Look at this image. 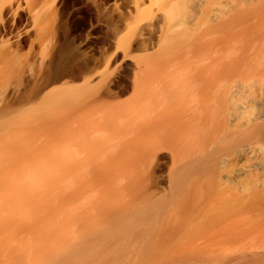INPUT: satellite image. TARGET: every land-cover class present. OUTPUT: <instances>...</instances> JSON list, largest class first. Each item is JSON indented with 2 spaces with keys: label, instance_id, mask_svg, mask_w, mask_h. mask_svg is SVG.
<instances>
[{
  "label": "bare ground",
  "instance_id": "bare-ground-1",
  "mask_svg": "<svg viewBox=\"0 0 264 264\" xmlns=\"http://www.w3.org/2000/svg\"><path fill=\"white\" fill-rule=\"evenodd\" d=\"M76 1L0 0V264H264V0Z\"/></svg>",
  "mask_w": 264,
  "mask_h": 264
},
{
  "label": "rangeland",
  "instance_id": "rangeland-1",
  "mask_svg": "<svg viewBox=\"0 0 264 264\" xmlns=\"http://www.w3.org/2000/svg\"><path fill=\"white\" fill-rule=\"evenodd\" d=\"M124 1L126 2L127 0H124ZM124 1H122V3ZM76 2H78V3H76L77 4V7H81L82 8V10L77 15V17H78L77 20L79 21V24L80 25L81 24H84V23L86 24V28H85V24L83 26L81 25L82 26V29L84 28L83 30L81 29V26L79 25L80 28L78 29V31L79 32H82L83 31V33H79V34H83L84 35L85 34L84 32H87L88 27L91 25V24L88 25L87 23H91V22H93V20H94V22H96V19L98 20V17L99 18L104 17V14L108 10L106 9L107 7L106 8H101L100 7L99 8V5L97 3V0H77ZM125 2H124L125 6H120L122 4L121 3V4L118 5L120 7L117 6L116 7L117 9H114L115 10V13H117V15L122 14L123 12H125V11H123V8L124 9L126 8V3ZM79 15L81 17H79ZM83 16H84V18H83ZM82 21H84V22H82ZM85 21H87V22H85Z\"/></svg>",
  "mask_w": 264,
  "mask_h": 264
}]
</instances>
